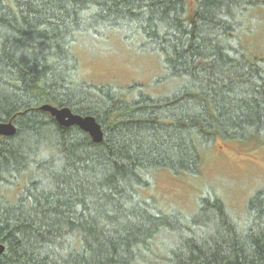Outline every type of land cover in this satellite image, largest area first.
I'll list each match as a JSON object with an SVG mask.
<instances>
[{
    "label": "trees",
    "instance_id": "1",
    "mask_svg": "<svg viewBox=\"0 0 264 264\" xmlns=\"http://www.w3.org/2000/svg\"><path fill=\"white\" fill-rule=\"evenodd\" d=\"M263 17L264 0H196L190 18L184 0H0V121L16 127L0 136V264H264V186L243 213L210 190L190 212L145 193L159 171L198 175L218 140L264 144ZM100 26L141 39L178 85L81 79L72 45ZM46 103L94 116L102 140ZM48 138L66 162L41 163L43 184L29 153Z\"/></svg>",
    "mask_w": 264,
    "mask_h": 264
},
{
    "label": "rangeland",
    "instance_id": "2",
    "mask_svg": "<svg viewBox=\"0 0 264 264\" xmlns=\"http://www.w3.org/2000/svg\"><path fill=\"white\" fill-rule=\"evenodd\" d=\"M184 1L186 16L190 18L196 0ZM259 32L261 37L255 39H261L258 43L264 53V29ZM128 34L103 26L79 34L72 50L79 60L81 79L110 87L136 83L137 90L151 95L172 91L179 81L167 77L162 58L142 46L141 39L130 41L125 36ZM252 49L254 55L259 54L256 48ZM202 157L198 175L177 176L159 171L145 193L165 207L176 206L190 212L196 208V198L210 190L231 210L245 212L249 198L264 186V144L249 147L218 140Z\"/></svg>",
    "mask_w": 264,
    "mask_h": 264
},
{
    "label": "water",
    "instance_id": "3",
    "mask_svg": "<svg viewBox=\"0 0 264 264\" xmlns=\"http://www.w3.org/2000/svg\"><path fill=\"white\" fill-rule=\"evenodd\" d=\"M40 109L48 112L62 126L76 125L86 132L94 142H100L103 138L101 125L92 115H79L69 107H58L52 104H42ZM16 127L12 121H0V136H11L15 133ZM4 246L0 243V254Z\"/></svg>",
    "mask_w": 264,
    "mask_h": 264
},
{
    "label": "clouds",
    "instance_id": "4",
    "mask_svg": "<svg viewBox=\"0 0 264 264\" xmlns=\"http://www.w3.org/2000/svg\"><path fill=\"white\" fill-rule=\"evenodd\" d=\"M32 147L33 151L29 153L28 170L35 174L43 184H47L50 177L39 165L44 162L49 163L51 171L59 172L66 162L64 153L52 138L34 141Z\"/></svg>",
    "mask_w": 264,
    "mask_h": 264
}]
</instances>
